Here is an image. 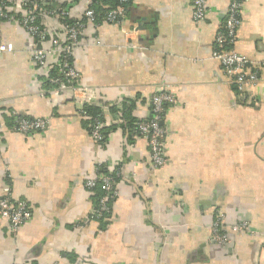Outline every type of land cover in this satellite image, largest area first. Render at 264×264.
Instances as JSON below:
<instances>
[{
  "label": "crops",
  "instance_id": "0c3cea01",
  "mask_svg": "<svg viewBox=\"0 0 264 264\" xmlns=\"http://www.w3.org/2000/svg\"><path fill=\"white\" fill-rule=\"evenodd\" d=\"M205 1L200 23L194 0H131V37L118 25L86 28L74 53L86 94L54 89L33 64L35 40L0 18V47H12L0 50V199L10 192L31 212L17 234L0 217V264H264V0H244L239 12L233 47L259 77L243 93L213 57L231 0ZM159 91L176 102L163 120L167 162L154 169L131 126L150 118ZM85 107L102 115L101 144ZM14 114L47 128L18 133ZM98 165L122 175L100 221L89 220L96 198L85 189ZM218 216L226 248L212 242ZM241 222L254 233L234 232Z\"/></svg>",
  "mask_w": 264,
  "mask_h": 264
},
{
  "label": "built area",
  "instance_id": "2783aa9c",
  "mask_svg": "<svg viewBox=\"0 0 264 264\" xmlns=\"http://www.w3.org/2000/svg\"><path fill=\"white\" fill-rule=\"evenodd\" d=\"M80 0H0V18L5 21L16 20L27 34L35 40L32 53V61L36 68L44 69L50 73L49 84L58 91L71 89L74 92L86 94L89 88L80 84V74L75 66L74 53L80 45L86 28L98 29L102 24L118 25L125 35L131 37L137 27L125 30L128 19V5L131 0H116L117 6L109 9L102 22H98V14L93 6L96 0H83L82 10L76 13V7ZM108 1V0H103ZM244 0H231L226 20L215 37L213 57L222 64L223 71L230 82L235 85L240 93L245 92L248 85L258 82L257 73H248L250 61L247 57L237 53L234 45L237 41V33L242 25L240 9ZM207 14L206 1L194 0L193 20L200 23ZM53 19L57 22V28L48 29L44 26L45 19ZM70 21L72 23H70ZM74 22V23H73ZM98 43V40L95 41ZM47 45V46H46ZM1 51L12 52V47L1 46ZM55 71V72H53ZM85 102L92 101V97L86 96ZM176 99L172 94L159 91L151 100V116L146 121L137 124L134 137L144 139L149 148L152 168L158 169L167 162L163 142L167 136V130L163 125L166 108L175 104ZM84 117H88L90 133L93 141L101 144L105 141L104 123L102 115L97 118L89 116L82 111ZM13 130L21 134H31L45 130L47 122L41 119H28L14 114ZM101 166L96 167L97 174L85 182V189L91 196H96L97 191L102 192L96 200V204L90 214L89 220L100 221L110 213L111 203L118 196L117 185L121 181V170L111 174H102ZM0 217L10 222L11 230L17 234L20 228L30 219L31 212L25 201H13L10 192L0 199ZM223 216H218L212 226V242L226 248L231 243L229 233L223 227ZM87 221L74 225L76 230L86 227ZM234 232H254L249 230L248 224L241 222L232 228Z\"/></svg>",
  "mask_w": 264,
  "mask_h": 264
},
{
  "label": "trees",
  "instance_id": "16d2710c",
  "mask_svg": "<svg viewBox=\"0 0 264 264\" xmlns=\"http://www.w3.org/2000/svg\"><path fill=\"white\" fill-rule=\"evenodd\" d=\"M102 4L104 5V7L106 6H110V8H114L117 6V3H116V0H108V1H103V0H96V2H94L93 6L96 10V13L98 14V18H99V21L98 22H102V20L105 18L106 16V13L107 11L110 9H106L102 6ZM130 5V4H129ZM129 5H128V8H129ZM70 23H72L70 21ZM74 23V22H73ZM85 112L89 115H91V117H95L97 118L98 116L101 115L100 111L98 109H95V108H88V107H85ZM14 117V116H13ZM29 119V118H28ZM139 123V122H138ZM136 123L135 125H132L131 126V134H133V131H135L136 127H137V124ZM14 125V123H13ZM105 132V130H104ZM106 133H105V140H106ZM102 192L100 190L97 191V195L95 196L96 200L98 199L99 196H101Z\"/></svg>",
  "mask_w": 264,
  "mask_h": 264
}]
</instances>
